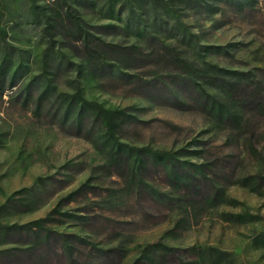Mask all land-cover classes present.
<instances>
[{"label":"rangeland","instance_id":"374dc122","mask_svg":"<svg viewBox=\"0 0 264 264\" xmlns=\"http://www.w3.org/2000/svg\"><path fill=\"white\" fill-rule=\"evenodd\" d=\"M87 33L151 54L170 45L264 80V0H0V222L28 225L0 232V264H264V184L254 192L237 178L264 174V116L248 120L243 108L237 122H217L203 101L236 113L241 86L228 98L171 66L91 69ZM47 82L51 94L38 102ZM78 88L127 115L115 140L216 161L204 187L224 185V200L191 208L161 170L139 179L113 163L99 121L60 118L59 96Z\"/></svg>","mask_w":264,"mask_h":264},{"label":"trees","instance_id":"16d2710c","mask_svg":"<svg viewBox=\"0 0 264 264\" xmlns=\"http://www.w3.org/2000/svg\"><path fill=\"white\" fill-rule=\"evenodd\" d=\"M177 22L180 24L179 26L181 27L182 34L189 37L192 41L194 40L195 47L199 50L205 48L195 40L194 35L188 31L186 25L182 22L180 23L179 19H177ZM76 28L75 25V30L81 32L80 28L79 30ZM85 35L86 37L83 43L85 50L84 62H86L91 69L94 68L97 71L108 70V72H114L116 68L119 70L121 68L136 69L145 62H149L148 64L154 66L162 65V68L171 66L187 73L191 81L195 78H205L207 83L211 86L219 85V87H223V91L228 98L233 97L232 92L241 86L243 97L237 102L238 109L236 110H238V112L236 113L234 112L235 110L232 111L231 109L224 108L225 103L221 102L216 97H210L203 101L205 107L214 115L217 122H237L238 116L242 118L239 109L242 110L243 108L244 113H249L247 114L248 120L253 118L256 115L255 113L264 116V80L247 82L249 76L245 73H234L235 76L233 77V72L231 73L230 70L221 68L202 58L200 59V64H197L180 55L171 54L170 51H173L175 48L170 45L162 44V48L167 50V53L161 51L156 52V54H151V52L145 53L142 48L134 45H119L93 37L88 33ZM157 49L158 48H156V50ZM150 57H153L152 61ZM15 76V74H12L10 80L11 84L14 82ZM247 88L252 89L249 90ZM51 90V84L47 82L45 86L38 89L37 101L39 102L47 94H51ZM27 95H31L30 90H27ZM59 97H65L62 98V104L64 103V106H60V118L62 121L71 120L73 124L75 123L76 127H81L83 124L89 126L90 123L93 124V122L99 121L102 128L101 134L103 142L109 146L108 155L113 163L127 167L129 171L136 177L138 176L139 179L142 178L143 176L141 175L149 169L157 168L161 170L167 178L169 187H181L179 191H175V194H177L179 198L182 197L183 200L187 201L191 208H194L195 204L199 203L211 207L224 200V185L211 184L210 186L204 187L206 183L205 180H209L210 173L214 166L217 165L216 161L205 159L197 163L189 161L180 162L170 150L135 147L127 143L119 142L115 140L113 136L118 125L127 118L123 110L105 108L96 101L88 100L83 96L80 88L72 94H61ZM248 140H250V138ZM250 148L254 153L258 152L251 144ZM260 154L259 152V155ZM260 162L264 172V157H261ZM238 176H240L237 178L241 185L249 187V189L254 192H263L264 174L250 173L243 177L241 175ZM146 182L147 181H145L144 184H146L151 191L156 190L157 194L162 197L161 199L164 198L163 194H167V192H160L158 188H154L150 183L147 185ZM197 194H199L198 199L195 198ZM35 223L40 224L39 221ZM26 226L28 225H8L0 222V232L4 233V230L9 229H23Z\"/></svg>","mask_w":264,"mask_h":264}]
</instances>
